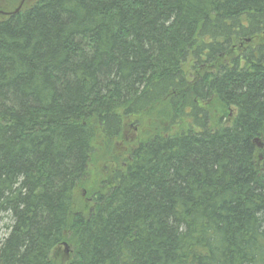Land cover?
I'll return each instance as SVG.
<instances>
[{
  "label": "trees",
  "instance_id": "1",
  "mask_svg": "<svg viewBox=\"0 0 264 264\" xmlns=\"http://www.w3.org/2000/svg\"><path fill=\"white\" fill-rule=\"evenodd\" d=\"M2 222L0 264L63 244L65 264H264V0H38L0 22Z\"/></svg>",
  "mask_w": 264,
  "mask_h": 264
},
{
  "label": "rangeland",
  "instance_id": "2",
  "mask_svg": "<svg viewBox=\"0 0 264 264\" xmlns=\"http://www.w3.org/2000/svg\"><path fill=\"white\" fill-rule=\"evenodd\" d=\"M38 0H36L37 2ZM36 2H31L29 4L28 7H31V5H34ZM27 7V8H28ZM26 8V9H27ZM193 62L191 60H189L184 66L183 69L186 72V74H188V78H190V81H193L196 79V77L198 76L197 71L193 69L192 64ZM205 71V69L199 71L200 74H203V72ZM232 114L230 113L229 116H231ZM141 122L140 123H138ZM227 123V121L225 122ZM229 123V122H228ZM124 126L125 129L123 131L122 136L124 137L125 140H127L128 142H133L135 140L141 139L143 138V132L142 130H144L145 127H143L142 121L141 119L137 120L136 118L130 117L124 120ZM116 143H114L113 145H115ZM122 143H119L116 147V151H119V148L121 146ZM113 154H115V152H113ZM99 159H101L99 157ZM111 166V165H110ZM100 165L94 169L93 174H99L103 171L100 170ZM104 173V172H103ZM104 178H106V175L103 176ZM90 186L91 187H97L96 189H99L101 186H98V181H96V179L94 178V176L92 175L91 172V179L89 181ZM88 183V184H89ZM77 196H76V204H80L82 202H87L89 200V191H86L85 189H81L79 191H77ZM89 202V201H88ZM91 204V203H90ZM9 224L8 222H2L0 224V240L5 236L7 230H6V225ZM72 256V250L70 249V247L68 245H66V247H64L63 245L61 247H59L56 252L54 253V255L51 258V261H53L54 264H65L66 262H69Z\"/></svg>",
  "mask_w": 264,
  "mask_h": 264
},
{
  "label": "flooded vegetation",
  "instance_id": "3",
  "mask_svg": "<svg viewBox=\"0 0 264 264\" xmlns=\"http://www.w3.org/2000/svg\"><path fill=\"white\" fill-rule=\"evenodd\" d=\"M31 2L36 0H0V22L20 15Z\"/></svg>",
  "mask_w": 264,
  "mask_h": 264
},
{
  "label": "water",
  "instance_id": "4",
  "mask_svg": "<svg viewBox=\"0 0 264 264\" xmlns=\"http://www.w3.org/2000/svg\"><path fill=\"white\" fill-rule=\"evenodd\" d=\"M257 144V143H256ZM257 147L259 148V149H262V145H260V144H257ZM64 247H66V244H64Z\"/></svg>",
  "mask_w": 264,
  "mask_h": 264
},
{
  "label": "bare ground",
  "instance_id": "5",
  "mask_svg": "<svg viewBox=\"0 0 264 264\" xmlns=\"http://www.w3.org/2000/svg\"><path fill=\"white\" fill-rule=\"evenodd\" d=\"M263 148V147H262Z\"/></svg>",
  "mask_w": 264,
  "mask_h": 264
}]
</instances>
